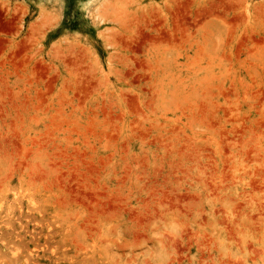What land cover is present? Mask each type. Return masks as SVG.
Here are the masks:
<instances>
[{"label": "rangeland", "instance_id": "1", "mask_svg": "<svg viewBox=\"0 0 264 264\" xmlns=\"http://www.w3.org/2000/svg\"><path fill=\"white\" fill-rule=\"evenodd\" d=\"M0 264H264V0H0Z\"/></svg>", "mask_w": 264, "mask_h": 264}]
</instances>
